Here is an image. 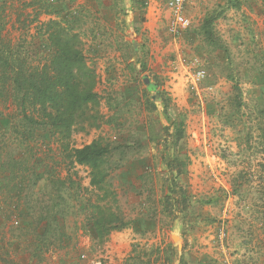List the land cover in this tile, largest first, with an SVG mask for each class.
<instances>
[{
    "label": "rangeland",
    "instance_id": "1",
    "mask_svg": "<svg viewBox=\"0 0 264 264\" xmlns=\"http://www.w3.org/2000/svg\"><path fill=\"white\" fill-rule=\"evenodd\" d=\"M167 1L0 0V264H264V0H189L175 38ZM48 21L97 76L99 120L70 143L109 146L99 190L14 98L18 68L48 61ZM105 207L125 226L101 241Z\"/></svg>",
    "mask_w": 264,
    "mask_h": 264
},
{
    "label": "trees",
    "instance_id": "2",
    "mask_svg": "<svg viewBox=\"0 0 264 264\" xmlns=\"http://www.w3.org/2000/svg\"><path fill=\"white\" fill-rule=\"evenodd\" d=\"M44 25L49 45L48 61L39 70L29 73L18 68L11 77L14 98L23 119L31 124L38 123V120L44 123L65 157L71 163L89 169V185L99 190L108 177L105 165L111 154L109 146L98 140L80 148L70 143L75 126H80L83 131L86 124L94 127L99 120V97L95 92L97 76L87 64L80 48L82 44L75 34L55 21ZM211 25L209 18L201 24L206 39L212 38ZM2 56L1 53L0 65L6 69L9 59ZM29 111L37 118H32ZM179 137L178 134L177 139ZM164 202L167 205L168 199ZM96 210L98 213L92 217V227L98 240L104 241L109 233L124 228L125 222L114 219L106 207ZM262 225L264 227V216Z\"/></svg>",
    "mask_w": 264,
    "mask_h": 264
},
{
    "label": "built area",
    "instance_id": "3",
    "mask_svg": "<svg viewBox=\"0 0 264 264\" xmlns=\"http://www.w3.org/2000/svg\"><path fill=\"white\" fill-rule=\"evenodd\" d=\"M189 0H168L167 8L171 12V19L168 25L169 33L175 38L180 36L182 14L188 6ZM205 77L203 70L195 71L191 76V89L197 90V84Z\"/></svg>",
    "mask_w": 264,
    "mask_h": 264
},
{
    "label": "water",
    "instance_id": "4",
    "mask_svg": "<svg viewBox=\"0 0 264 264\" xmlns=\"http://www.w3.org/2000/svg\"><path fill=\"white\" fill-rule=\"evenodd\" d=\"M143 84L145 85V87L152 91L153 92V95H152V100L156 103L160 102V99H161V95L160 93L158 92V87L157 85L151 83V81L149 80V78L147 76H144L143 79Z\"/></svg>",
    "mask_w": 264,
    "mask_h": 264
},
{
    "label": "bare ground",
    "instance_id": "5",
    "mask_svg": "<svg viewBox=\"0 0 264 264\" xmlns=\"http://www.w3.org/2000/svg\"><path fill=\"white\" fill-rule=\"evenodd\" d=\"M176 240V239H175Z\"/></svg>",
    "mask_w": 264,
    "mask_h": 264
},
{
    "label": "flooded vegetation",
    "instance_id": "6",
    "mask_svg": "<svg viewBox=\"0 0 264 264\" xmlns=\"http://www.w3.org/2000/svg\"><path fill=\"white\" fill-rule=\"evenodd\" d=\"M148 90V89H147Z\"/></svg>",
    "mask_w": 264,
    "mask_h": 264
}]
</instances>
